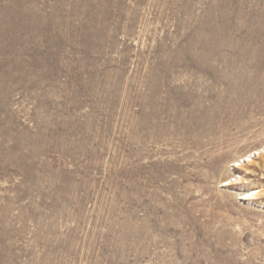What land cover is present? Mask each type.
I'll list each match as a JSON object with an SVG mask.
<instances>
[{"label":"rangeland","instance_id":"1","mask_svg":"<svg viewBox=\"0 0 264 264\" xmlns=\"http://www.w3.org/2000/svg\"><path fill=\"white\" fill-rule=\"evenodd\" d=\"M0 264H264V0H0Z\"/></svg>","mask_w":264,"mask_h":264},{"label":"bare ground","instance_id":"2","mask_svg":"<svg viewBox=\"0 0 264 264\" xmlns=\"http://www.w3.org/2000/svg\"><path fill=\"white\" fill-rule=\"evenodd\" d=\"M245 158H246V160L250 161V159H249L250 157H245ZM245 158H244V159H245ZM258 193H259V192L250 191V192H248V193L243 194V198H242V199L247 200V199L254 198L255 195L258 194Z\"/></svg>","mask_w":264,"mask_h":264}]
</instances>
